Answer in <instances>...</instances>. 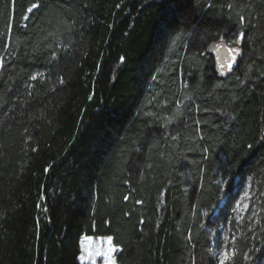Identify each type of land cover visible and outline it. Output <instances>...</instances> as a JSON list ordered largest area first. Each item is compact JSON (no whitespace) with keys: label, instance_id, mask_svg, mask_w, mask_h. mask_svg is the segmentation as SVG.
I'll list each match as a JSON object with an SVG mask.
<instances>
[{"label":"trees","instance_id":"obj_1","mask_svg":"<svg viewBox=\"0 0 264 264\" xmlns=\"http://www.w3.org/2000/svg\"><path fill=\"white\" fill-rule=\"evenodd\" d=\"M0 59V264H264V0H0Z\"/></svg>","mask_w":264,"mask_h":264},{"label":"snow or ice","instance_id":"obj_2","mask_svg":"<svg viewBox=\"0 0 264 264\" xmlns=\"http://www.w3.org/2000/svg\"><path fill=\"white\" fill-rule=\"evenodd\" d=\"M13 2H15V0H13ZM39 3H33L31 5V7L27 8V12L28 13H32L34 9H38L39 8ZM228 7H231V5L229 4ZM28 17L26 16L25 19H27ZM241 22H243L244 17L241 16L240 17ZM244 38V33L241 32L239 34V37L237 39H235L234 43L236 45H239L241 40ZM222 39V37H221ZM221 47H227L226 45H221ZM227 52L229 54V59L228 62L225 64L223 62H219V67L220 69H223L225 67H227L229 70H231L232 68V64L235 61V57L236 55L239 53V49L237 47H232V48H227ZM121 61L123 62L124 58L121 57L120 58ZM3 66V60L0 59V67ZM32 79H36L35 76L32 77ZM60 84L64 83L63 78L60 79L59 81ZM205 151H207V149H205ZM250 188L251 186L248 185L245 190L243 191V193L240 195V199L236 201V205L235 208L232 209V211L234 213H238L237 215V223H243V219H244V213L247 212L248 210V201L251 200V192H250ZM127 199V198H126ZM222 199H227V197H224ZM229 223H231V221H229ZM251 230V229H249ZM88 239V238H86ZM224 239H227L226 237ZM107 242L109 244V248L108 250L105 251H101L100 249L97 248H85L81 247V255L78 257L79 260L82 262L88 261L89 264H96V260L95 258L97 256L102 257L105 261V264H115V260L113 259V254L117 251V249L115 248V246H112V237H108L107 238ZM235 242V236H233V243ZM258 251V250H257ZM236 255V250L233 248L231 250L228 249L227 244L224 246V250L221 253V258L219 259V264H228V262L234 258ZM246 259H252L251 257L246 255Z\"/></svg>","mask_w":264,"mask_h":264},{"label":"rangeland","instance_id":"obj_3","mask_svg":"<svg viewBox=\"0 0 264 264\" xmlns=\"http://www.w3.org/2000/svg\"><path fill=\"white\" fill-rule=\"evenodd\" d=\"M245 188H244V190H245ZM239 199H240V196H239L238 199H236L232 203L231 209L235 208L236 201L239 200ZM237 215H238V213H234L235 223L236 224H241V223H237ZM253 218H254V207L252 205L251 200H249L248 201V210H247L246 213H244L243 221L245 220L247 225H249V224H251V221L253 220ZM219 232H220V236H219V239H218V242H217L216 246L214 247L215 250L213 251V255H215V257L218 260V262H219V259L221 258V253L224 250V246L226 244H227L228 247L230 246V241H229V237H228L229 235L227 233V229L226 228L220 229ZM225 237L227 239H224ZM86 238H88V239H86ZM107 238L108 237H88V236L82 237L81 240H80V244H79V246H80V254H79V256L81 255V247H82V245L85 248H97V249H100L101 251H105L106 252L108 250V248H109V244L107 242ZM114 254H113V259H114ZM95 260H96V264H105V261H104V259L102 257L97 256L95 258ZM78 262L80 264H82V262L79 260V258H78ZM83 264H89V262L85 261V262H83Z\"/></svg>","mask_w":264,"mask_h":264},{"label":"water","instance_id":"obj_4","mask_svg":"<svg viewBox=\"0 0 264 264\" xmlns=\"http://www.w3.org/2000/svg\"><path fill=\"white\" fill-rule=\"evenodd\" d=\"M221 45H226L227 47L226 48L225 47H221ZM232 47H237L238 48V46L236 44H228V43H226L224 41H220V42L216 43L213 46L212 50H211V53L213 55L216 68L219 71V73L222 76H224V77H227V76L231 75L235 71V69L237 67V64H238V62L240 60V57H241V53H240V50H239V53L236 55L235 61L232 64L231 70H229L227 67H225L223 69H220L219 62H223L225 64L228 62L229 54L227 52V48H232Z\"/></svg>","mask_w":264,"mask_h":264}]
</instances>
